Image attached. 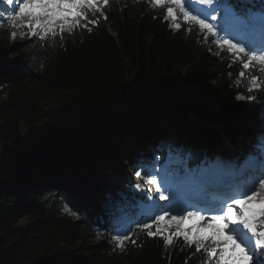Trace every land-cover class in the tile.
<instances>
[{
  "label": "trees",
  "instance_id": "16d2710c",
  "mask_svg": "<svg viewBox=\"0 0 264 264\" xmlns=\"http://www.w3.org/2000/svg\"><path fill=\"white\" fill-rule=\"evenodd\" d=\"M103 11L106 19L89 15L98 18L91 31L54 43L25 36L8 45L13 29L0 20V264H203L182 239L166 248L136 227V244L117 248L109 227L119 191H128L134 156L181 139L191 115L254 134L240 124L264 112V90L237 99L252 94L247 75L238 83L239 63L212 52L213 38L196 28L168 27L148 0H110ZM173 96L192 100L186 119L162 106ZM186 136L199 156L221 142L213 128ZM21 214L27 223H17Z\"/></svg>",
  "mask_w": 264,
  "mask_h": 264
},
{
  "label": "snow or ice",
  "instance_id": "6c2138e0",
  "mask_svg": "<svg viewBox=\"0 0 264 264\" xmlns=\"http://www.w3.org/2000/svg\"><path fill=\"white\" fill-rule=\"evenodd\" d=\"M207 6V15L201 18L192 14L185 0H148L150 7L162 9V20L168 27L179 31L186 25V31L196 28L205 42L213 37V43L219 51L227 52L233 63H239L238 83L247 75L248 92L264 90V47L259 49L249 47L248 42H234L232 38L221 35V26L209 22L217 21L218 10L223 8V0H197ZM0 4L8 7L4 11L9 15L5 18L0 13V20H5L13 29L10 36L16 39L17 31L20 38L35 37L39 41L55 42L57 38L63 41L64 36L72 35L77 29L91 31L90 25L98 21L90 19L91 14L104 15V8L110 5V0H0ZM231 66V65H230ZM252 99L253 97L238 96L237 99ZM147 170L144 175H148ZM136 176L142 178L140 171ZM145 183L149 192L158 193V200L167 201L165 193L173 191V203L177 200L174 186L165 178L158 182L155 175ZM137 188H141L137 185ZM151 199V198H150ZM152 208L161 207L155 202ZM138 232L147 238H160L165 247L175 240L182 239L194 252L203 254V264H264L260 259L264 253V176L252 181L251 185L238 196L227 200H218L211 208H198L192 204L174 211L173 207L162 208L155 215H150L145 222L136 225ZM135 232L116 234L111 237L115 246L121 250L126 243L135 245Z\"/></svg>",
  "mask_w": 264,
  "mask_h": 264
},
{
  "label": "rangeland",
  "instance_id": "374dc122",
  "mask_svg": "<svg viewBox=\"0 0 264 264\" xmlns=\"http://www.w3.org/2000/svg\"><path fill=\"white\" fill-rule=\"evenodd\" d=\"M230 1V7L232 8V10H233V8H236V11H235V13L237 14V15H242V14H240V12H239V10H237V7H236V4H235V2L233 1V0H229ZM223 3H225L224 2V0H223ZM6 6V8L8 7L6 4L4 5V7ZM235 10V9H234ZM223 11L221 10V13H222ZM6 15H9V13L8 12H6L5 13ZM193 14V13H192ZM17 31V36H16V39H12V38H10V41H9V44L8 45H10V43H12V42H18V41H21V40H23V39H21L20 38V31L21 30H16ZM209 47H211V46H209ZM213 47V46H212ZM214 48H212V50H213ZM214 51V50H213ZM1 53H0V57H1ZM6 63H12L10 60H7L6 61ZM210 86H211V88H212V85L210 84ZM252 93V92H251ZM8 98V95L5 93V92H0V104L2 103V102H4L5 101V99H7ZM217 103V107L219 108V107H222V106H224V102H216ZM217 107L216 108H214L213 110L215 111V112H217ZM219 109H221V108H219ZM1 118H3V116L1 117V115H0V120H1ZM263 118H264V116H263ZM189 129H191V127H190V125H188L187 123H185V124H183L182 126H181V128H180V131H181V133H184V134H186V133H191V132H189ZM194 135H195V133H193ZM196 135L197 136H199V133H196ZM169 142L166 144V147H165V149H166V151H162L161 153L162 154H164L165 152H167V154L165 155V157L167 158V159H169L170 161L171 160H176V162L177 163H179L180 164V167L182 168L181 169V172L179 173L180 175H181V177H182V179H183V184H186V182L188 181V179L187 178H184V171H185V163L188 161L187 159H188V157H189V155H190V150L187 148V146H186V142H185V140H182V141H180V143H179V145L178 146H173V145H171L172 144V142L170 141V139L168 138L167 139ZM186 149V150H185ZM216 150H221V145H218V146H216ZM0 151H1V147H0ZM237 155H240V154H237ZM255 157V156H254ZM221 158H224V159H228L227 157H225V156H223V155H216L215 157H214V159L213 160H217V159H221ZM248 158V157H247ZM250 158H253V157H250ZM147 160V157H141L137 162H136V165H138V164H141L143 161L145 162ZM229 160V159H228ZM156 161V158L155 159H153V162H155ZM180 161V162H179ZM250 161V160H249ZM246 167V166H245ZM156 169V168H155ZM147 170V172L149 173L148 175H144L142 178H139V177H137L136 176V172H132L133 173V176L135 177V179H136V181H137V183L138 184H136V185H143L142 184V182L141 181H143V182H145L146 180H148V179H150L151 178V174H153V173H155L156 171H154V172H152V170L150 169V167L149 166H146L145 164L144 165H142V168L140 169H138L137 171H140L141 173H143V172H145ZM154 175V174H153ZM149 176V177H148ZM169 177H170V175H168ZM110 179H114V176L113 175H111L110 176ZM156 179H157V181H159V177H156ZM250 179H249V181L247 182V184L249 185H251V183H250ZM136 185H134V187H133V191L135 192V191H137L138 189H137V186ZM154 187V186H153ZM247 187H249V186H247ZM247 187H245V189L247 188ZM145 192H146V190H145ZM148 195V194H147ZM230 196V195H229ZM147 198H148V196H146ZM231 197V196H230ZM232 197H234V195L232 196ZM150 199V198H149ZM151 200L152 201H156L157 200V198H151ZM147 209H149V208H147ZM141 210H143V209H141ZM175 211V210H174ZM148 217L149 216H146L145 217V219L147 220L148 219ZM29 221V219H28V217L25 215V214H21V215H19V217L17 218V223H22V224H25V223H27ZM86 236H87V238L88 239H90V241H92V242H94V243H97V242H99V240H100V236H98V235H93V234H88V233H84Z\"/></svg>",
  "mask_w": 264,
  "mask_h": 264
},
{
  "label": "bare ground",
  "instance_id": "6f19581e",
  "mask_svg": "<svg viewBox=\"0 0 264 264\" xmlns=\"http://www.w3.org/2000/svg\"><path fill=\"white\" fill-rule=\"evenodd\" d=\"M191 108V107H190ZM189 108V109H190ZM189 111V110H188ZM187 115H188V112H187ZM258 153L259 152H256V157H257V160H255V158L256 157H253V159H251V160H253L255 163H257L256 165L259 167V171H257V173L256 172H253L252 171V169L249 167V165L248 164H246L247 162H244V160L247 158L246 156L244 157V158H241L239 161H237L238 163H240V164H243V163H245V166H246V168H247V171H249L251 174H252V180H251V182L250 183H252V181L253 180H255V179H257L253 174L254 173H256L258 176H261L260 174H263L264 173V171H263V164H262V161H264V160H261V156H259L258 155ZM219 153L218 152H216V155H218ZM237 154H240V155H237ZM220 155V154H219ZM224 155V154H223ZM226 155V154H225ZM224 155V156H225ZM245 154L244 153H240V152H236L235 154L233 153L232 154V157H242V156H244ZM229 159V158H228ZM228 159H224V158H221V159H217V160H214V166H218V165H221L222 163L223 164H225V163H227L229 160ZM233 161H234V159H233ZM234 162H236V161H234ZM209 168V167H208ZM206 169V170H210V169ZM215 168V167H214ZM213 168V169H214ZM154 175H155V177H159V181L158 182H162L163 181V179H162V175H161V171H159V170H156V172L154 173ZM208 178H211V176L210 177H208ZM232 187H233V185H231ZM248 186H250V184L248 185ZM229 188L230 187H226L225 186V184L224 183H222L221 182V184L219 185V186H217V188H215V189H213V190H211V189H209V192H210V202L213 204L215 201H216V197L217 196H222V199L221 200H227L230 196L228 195V194H226V192H229L230 190H231V188H230V190H229Z\"/></svg>",
  "mask_w": 264,
  "mask_h": 264
},
{
  "label": "water",
  "instance_id": "95a60500",
  "mask_svg": "<svg viewBox=\"0 0 264 264\" xmlns=\"http://www.w3.org/2000/svg\"><path fill=\"white\" fill-rule=\"evenodd\" d=\"M192 101L187 97L173 96L164 99L162 105L168 109L173 116L186 118L189 108L192 106Z\"/></svg>",
  "mask_w": 264,
  "mask_h": 264
}]
</instances>
